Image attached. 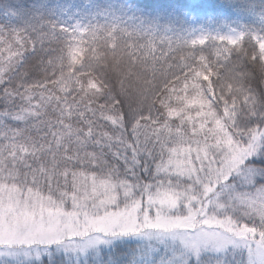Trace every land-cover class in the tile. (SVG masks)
Instances as JSON below:
<instances>
[{
  "label": "snow or ice",
  "instance_id": "1",
  "mask_svg": "<svg viewBox=\"0 0 264 264\" xmlns=\"http://www.w3.org/2000/svg\"><path fill=\"white\" fill-rule=\"evenodd\" d=\"M0 264H264V0H0Z\"/></svg>",
  "mask_w": 264,
  "mask_h": 264
}]
</instances>
